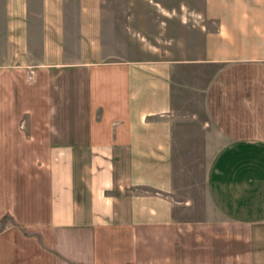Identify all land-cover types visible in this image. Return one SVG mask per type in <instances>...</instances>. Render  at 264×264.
Here are the masks:
<instances>
[{
	"label": "crops",
	"instance_id": "1",
	"mask_svg": "<svg viewBox=\"0 0 264 264\" xmlns=\"http://www.w3.org/2000/svg\"><path fill=\"white\" fill-rule=\"evenodd\" d=\"M0 264H264V0H0Z\"/></svg>",
	"mask_w": 264,
	"mask_h": 264
},
{
	"label": "rangeland",
	"instance_id": "2",
	"mask_svg": "<svg viewBox=\"0 0 264 264\" xmlns=\"http://www.w3.org/2000/svg\"><path fill=\"white\" fill-rule=\"evenodd\" d=\"M112 4L114 5V3H110L109 6H112ZM155 20L157 25L160 18L157 17ZM171 36H174V34H172ZM172 52H174V50H172ZM180 52L182 51L180 50ZM190 121L192 120L189 119L188 121L183 122V124L187 128H185L181 133L182 144L180 145L178 144L177 147L176 163L177 166H182L183 168H186L188 171L191 172V176L184 174L183 180L193 179L197 181L199 186H201V184H203V179H204L203 177L204 168L202 164L206 163V158H208L207 155L208 149H209V153L212 151L215 152L218 150L219 145H214V147L205 146L203 140L205 132H203L202 130L200 131V126L199 129L197 125L191 126ZM199 198H202V196L199 195Z\"/></svg>",
	"mask_w": 264,
	"mask_h": 264
}]
</instances>
